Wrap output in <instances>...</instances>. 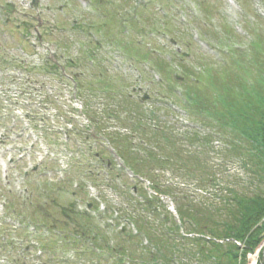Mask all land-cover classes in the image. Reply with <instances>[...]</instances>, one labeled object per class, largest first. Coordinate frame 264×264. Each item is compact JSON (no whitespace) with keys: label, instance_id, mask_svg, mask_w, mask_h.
I'll return each instance as SVG.
<instances>
[{"label":"rangeland","instance_id":"1","mask_svg":"<svg viewBox=\"0 0 264 264\" xmlns=\"http://www.w3.org/2000/svg\"><path fill=\"white\" fill-rule=\"evenodd\" d=\"M31 1L0 0V227H17V219L22 227L17 245L13 237L3 245L4 251L0 247V257L7 256L0 258V264H57L65 259L67 264H76V256L65 250H48L38 257L42 252L39 239L48 240L49 228H59L69 237L79 235L80 244L86 246L88 242L82 239H88L86 221L106 231L105 237L115 243L127 240L124 235L130 228L129 221L136 225L139 220L146 221L145 226L151 223L153 229L159 227L164 213L170 209L174 212L176 204L172 198L161 196L156 200L159 205H143L144 197L154 193L151 177L186 194V205L190 200L205 204L207 199L218 200L234 182L240 186L248 183L246 170L220 150L223 148L218 139L208 146L185 140L192 130L200 135L208 132L174 104L183 90L174 88L170 93L173 79L166 77L170 83L164 77L160 80L154 65L163 63L178 72L180 63L185 65L194 79L180 72L177 80L206 97L201 88L207 92V80L198 73L203 68L211 69L221 83L230 75L224 61L230 46H239L243 60L250 57L247 51L252 43L248 42L253 38L258 39V50L264 51V0H36L34 6ZM135 13L137 18L126 32L129 45L121 44L117 33L122 22ZM73 19L78 23L72 24ZM102 19L105 25L98 26ZM92 38L102 46H96ZM243 60L235 73L254 82L261 66L257 69ZM233 64L228 67L234 68ZM74 75L79 78L77 83L69 80ZM258 81L255 93L261 96L264 77ZM144 94L149 98L141 103ZM237 96L233 95V101H238ZM157 126L173 132L174 139L181 142L178 150L202 153L199 164L197 160L193 164L194 175L185 176L184 171L174 174L168 167L146 175L151 166L143 160L142 172H136L142 177L138 179L142 185L130 183L125 169L114 163L116 158L120 164L118 156L109 150L125 155L127 151L121 146L128 147L130 155L126 159L146 149L160 154L152 150L160 149L163 141L152 138L151 130L142 134L145 128L159 130ZM138 139H142V146ZM204 160L212 168L205 170ZM130 163L133 166V160ZM31 166L37 171L24 179L23 171ZM56 175L62 176L59 183L54 182ZM207 175L217 182L206 183ZM134 184L137 190L133 192L130 187ZM82 185H86V194ZM92 199L103 204L105 216L92 208ZM4 203V207L8 204L13 209L3 210ZM120 227L123 236L119 235ZM139 229L149 232L143 224ZM184 230L180 227L179 235ZM51 234L55 235L53 231ZM25 245L31 248L25 251ZM128 246L137 248V253L141 250L130 241ZM124 249L128 253L125 245ZM246 263L255 264L256 259L252 262L248 256Z\"/></svg>","mask_w":264,"mask_h":264},{"label":"trees","instance_id":"2","mask_svg":"<svg viewBox=\"0 0 264 264\" xmlns=\"http://www.w3.org/2000/svg\"><path fill=\"white\" fill-rule=\"evenodd\" d=\"M258 46L259 44H256L252 48L256 51L253 57L254 64L261 66V71L256 73L257 81H260L264 77V64L263 62L259 63ZM182 70L184 75L190 74V71L185 67H182ZM160 71L163 69L161 68ZM227 71L230 75L222 78L220 83L217 76H212L214 74L212 70H203L202 75L207 80L206 88L207 86L212 88L214 96H209L202 88L206 97H201L199 91L185 88L184 96L192 108V116L196 117L199 125L209 131L207 135L201 137L198 135L199 133L190 134V138L203 146H208L217 138L224 144L226 143L228 149H222L223 152L228 153L244 171L246 170L248 183L240 186L239 183L234 182L233 186L230 189L227 188L224 196L218 200L207 199L206 204L203 201L190 200L186 205V203L184 204V199L188 198L186 194L181 191H173L164 184V181L157 183L153 177L149 178L153 175H148L151 188L156 194L168 195L174 200L180 227H185L184 234L195 236L179 235V228L171 220L169 214L163 212L165 214L163 221L155 229L151 227V223H147L145 226L146 221H137L139 225L143 224L149 231L147 233L141 231L135 221H129L139 232L138 234L144 236L145 244L139 241L138 236L131 235L129 231L125 235L120 231L119 235H124L127 240L122 239L121 242H114L110 247L108 245L109 238L103 234L106 231L101 232L91 223L87 224L86 221L84 230L87 231L85 234L88 239L85 237L82 239L87 241L91 247L96 248L99 253V255L92 253L88 247L86 251L89 262L94 257L102 256L100 253L103 252L106 261H109L110 264H246V254L252 253L256 249L261 242L260 235L264 234V91L261 96L258 95L255 93L258 90L255 85L252 87L250 85L247 89L242 74L235 73L230 67H227ZM180 84L183 87V84ZM254 84H256V80H254ZM237 87L241 90H238ZM235 91L238 94L237 102L233 101V95L236 96ZM135 126L138 128L140 124L136 122ZM148 130H151L152 138L163 141L158 147L160 149L156 148L160 154L156 155L146 149L140 151L143 155H140L139 152L132 158L126 159L125 156L130 155L128 147L121 146L127 151V154L124 155L120 152L119 157L124 158L123 163L129 169L135 174L139 172L138 170L142 172L143 160H148L151 169L145 173L146 175L154 169L163 172L162 169L165 167L174 171L175 174L184 171L185 176L194 175L193 164L195 160L199 164L200 160L198 159L202 153L178 150L180 141L175 140L172 132L167 133L165 129L159 128V131L145 128L142 134L145 135ZM138 140V145L142 146V139ZM175 146H177V150H174ZM130 160H133V166L130 165ZM206 162L204 160L205 170L212 168L206 165ZM174 165H178L177 169L173 167ZM159 179L163 180V177L160 175ZM205 182L216 183L217 179L212 175H207ZM200 185H203L201 180ZM144 200L146 201L143 202V205H154V207L159 205L155 196L144 197ZM217 218L222 221H214ZM89 232H92V236ZM66 235L72 243H76L81 237L74 234L71 237ZM220 240L240 242L243 249L230 242L223 244L216 242ZM128 241L135 246L138 244L142 251L139 250L140 252L137 253V248L131 250ZM52 245V242H48L45 248H50ZM124 245L128 249V253L125 252ZM102 262L103 260L100 258L98 264H102ZM258 264H264V252L259 253Z\"/></svg>","mask_w":264,"mask_h":264},{"label":"bare ground","instance_id":"3","mask_svg":"<svg viewBox=\"0 0 264 264\" xmlns=\"http://www.w3.org/2000/svg\"><path fill=\"white\" fill-rule=\"evenodd\" d=\"M252 262H253V259H252Z\"/></svg>","mask_w":264,"mask_h":264}]
</instances>
